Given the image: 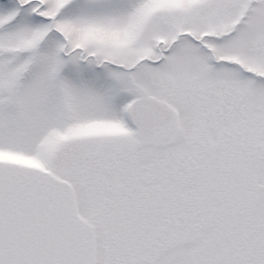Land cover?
Returning <instances> with one entry per match:
<instances>
[{"label":"snow or ice","instance_id":"snow-or-ice-1","mask_svg":"<svg viewBox=\"0 0 264 264\" xmlns=\"http://www.w3.org/2000/svg\"><path fill=\"white\" fill-rule=\"evenodd\" d=\"M0 264H264V0H0Z\"/></svg>","mask_w":264,"mask_h":264}]
</instances>
